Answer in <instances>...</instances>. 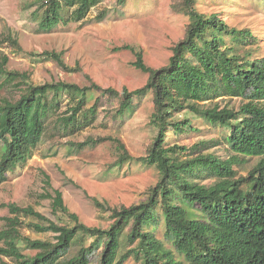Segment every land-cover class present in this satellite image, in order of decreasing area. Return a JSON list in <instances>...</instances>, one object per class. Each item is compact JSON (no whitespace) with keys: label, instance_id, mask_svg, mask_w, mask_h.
<instances>
[{"label":"trees","instance_id":"1","mask_svg":"<svg viewBox=\"0 0 264 264\" xmlns=\"http://www.w3.org/2000/svg\"><path fill=\"white\" fill-rule=\"evenodd\" d=\"M39 1L42 33L62 23L83 21L101 3ZM198 4L199 0H179L173 5L189 23L167 65L153 68L145 63L142 50L130 45L116 48L132 51L136 56L133 67L149 76L143 87L134 90L104 88L94 81L86 86L64 81L35 85L28 73L8 68L10 58L0 49V80L21 93L16 100H0V186L7 174L34 155L50 129V120L58 115L61 93H69L75 102L69 112L57 117V124L73 136L96 121L104 99L114 103L110 110L103 108L104 116L125 120L137 111L136 100L150 96V124L155 135L143 156H133L122 140L112 137H89L69 148L78 150L111 140L121 151L120 166L133 163L155 167L159 173L147 197L136 204L113 207L94 199L99 212L109 215L111 223L106 227L81 221L58 190L45 197L52 200L56 220L32 206L9 204L10 216L0 230V264H126L131 259L136 264H264V57L257 56V36L252 30L231 27L219 14L201 12ZM7 43L22 51L11 29L0 33V44ZM35 55L56 62L68 73L80 71L70 67L62 53ZM223 96L247 101L238 109L222 108L215 100ZM89 100L95 103L87 109ZM192 116H203L224 129L231 158L222 160L207 152L204 142L189 158L183 157L188 148L168 145L171 132L192 127ZM246 157L260 161L247 176L238 178L234 165ZM206 176L214 182H198ZM46 182L51 186L49 177ZM161 225L165 226V240L156 235ZM24 227L51 233L53 239L33 240L23 233ZM123 244L128 250L120 255ZM76 248L77 253L72 254Z\"/></svg>","mask_w":264,"mask_h":264},{"label":"rangeland","instance_id":"2","mask_svg":"<svg viewBox=\"0 0 264 264\" xmlns=\"http://www.w3.org/2000/svg\"><path fill=\"white\" fill-rule=\"evenodd\" d=\"M177 1L128 0L122 5L119 0H101L83 21L62 23L53 31L42 33L37 11L41 1L0 0V33L13 30L22 51L8 43L0 44V49L10 58L8 68L28 73L35 85L64 81L86 86L94 81L104 88L119 91L138 89L147 83L148 74L133 67L136 56L132 51H117L116 48L130 45L142 50L145 63L150 67L167 65L173 46L184 37L189 23L188 17L173 10ZM198 8L206 14H219L231 27L252 30L257 36V56L264 57V0H199ZM45 51L62 53L65 62L70 67H79L80 71L68 73L56 62L35 55ZM20 94L5 79L0 80V100H16ZM73 98L69 93H61L58 115L50 120V129L34 155L27 164L19 165L7 174V181L0 186V230L5 226V218L10 216L7 206L12 203L21 207L32 206L56 220L52 214V200L45 198L47 194L55 195L56 190L63 194L65 204L81 221L89 226L106 227L111 223L109 215L99 212L94 204L95 198L113 207L130 206L144 200L150 187L158 182L159 173L155 167L133 163L120 166L121 151L114 141L107 140L72 151L69 148L71 143H83L89 137H112L122 140L133 156H143L155 135L150 124L153 111L150 96L142 101L136 100L137 111L125 120L105 117V110H110L114 103L104 99L99 104L96 121L74 136L57 124V117L70 111V105L75 102ZM215 101L222 108L238 109L247 100L223 96ZM94 103L89 100L87 109ZM184 117L183 114L181 120ZM192 118L191 128L169 134L168 145L188 148L184 158L196 155L202 142L208 145L207 152L222 160L233 156L224 141L223 128L213 126L203 116ZM259 161L258 157H246L235 164L238 178L247 176ZM48 177L51 186L46 182ZM198 182L210 185L214 179L206 176ZM23 233L33 240L53 239L51 233H36L28 227L23 228ZM164 234L165 226L161 225L156 235L165 240ZM127 250L128 245L123 244L120 255ZM77 251L74 249L72 254ZM126 264L136 262L131 259Z\"/></svg>","mask_w":264,"mask_h":264}]
</instances>
